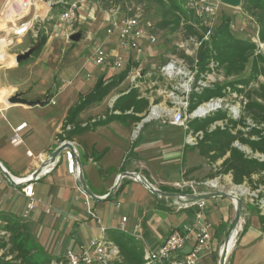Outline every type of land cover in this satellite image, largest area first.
I'll return each instance as SVG.
<instances>
[{"label":"crops","instance_id":"1","mask_svg":"<svg viewBox=\"0 0 264 264\" xmlns=\"http://www.w3.org/2000/svg\"><path fill=\"white\" fill-rule=\"evenodd\" d=\"M106 13L103 17L104 24L98 27L99 43L95 48L104 47L108 53L113 54L118 52L115 43L110 41L115 32L110 35L106 33L110 22ZM79 17V22L67 25L68 27L64 26L65 29H74L77 25H83L86 20L96 22V9L88 14L86 9L81 10ZM0 22H3V19ZM3 23L5 24V20ZM3 23H0V26ZM58 27L59 25L55 26V29ZM5 28L6 24L5 27L0 28V34L6 35ZM95 48L90 51L89 61ZM7 52L8 56H12ZM13 56L15 58L16 54ZM8 60L3 56L0 58V63L11 62ZM105 74L108 76L106 77ZM120 76L122 74H113L108 69H101L97 77L92 73L88 74V78H95V84L101 77L109 83ZM146 76L139 74V77L137 75L129 77L128 75L102 102L95 103L81 112L77 116V125H72L74 129L71 131L73 135L70 141L74 143V149L81 159L88 188L95 196L102 198L110 193L120 174L136 173L163 192L190 195L217 192L218 190L203 186L202 183L208 180V177H205L213 168L216 173L220 171L223 161L229 154L223 159L213 161L214 152L208 154L206 147L187 145V136L196 133L194 131L196 125L203 124L197 120L205 119L191 120L187 125L188 130L173 125L172 109L176 106L171 102L173 106L166 105L167 92H163L166 95L163 96V101L159 100V95L148 94L144 88ZM128 81L133 87L118 92ZM92 90L91 88L86 94L80 95L78 100L80 101ZM131 90L137 91L138 100L149 101L148 108L136 113L132 110L112 111L115 102L120 97L128 95ZM1 91L4 93L0 95V163L13 179H26L32 176L58 148L59 130L66 126L69 110L75 108L79 101L72 106L59 108L56 100L60 92L19 91L14 85H0ZM15 94H20L28 101L40 100L46 103L34 107L9 105L7 100ZM154 105L157 106L159 118L147 119ZM107 109H109L108 113ZM89 117L92 118L90 125L85 123ZM23 123L26 124L21 132L23 144L15 147L10 143L12 130ZM138 123L142 124V128L135 138L133 133ZM83 156L86 163L83 162ZM218 178L221 183L225 178L229 185L236 186L232 182V174H219L209 179ZM183 181L194 183V186H182ZM34 189L40 202L36 204L35 211L28 219L35 223L47 221L53 224L57 232L54 235L58 238L52 251L53 261L57 259L64 261L67 251L78 252L86 247V244L91 245L96 239L113 241L123 218H127L124 225L129 234L126 235L136 240V234L140 233L148 247L156 251L173 230L194 222L197 210L196 207H188L183 199L158 197L130 177L121 180L111 199L96 202L81 193L77 179L67 173L65 154H62L56 164L49 166L38 176L34 182ZM206 202L205 219L213 225V239L211 250L204 260L208 258V264H212V249L226 231L233 200L212 198ZM26 206L27 199L22 194L21 187L10 184L0 170V215L8 214L21 219ZM88 208L95 213L96 218L89 215ZM28 227L35 244L39 245L35 241L31 227L29 225ZM102 228L106 229L105 233H102ZM190 248L191 245L188 246V249ZM230 256L229 264H264L263 226L252 225L250 228L246 223Z\"/></svg>","mask_w":264,"mask_h":264},{"label":"rangeland","instance_id":"2","mask_svg":"<svg viewBox=\"0 0 264 264\" xmlns=\"http://www.w3.org/2000/svg\"><path fill=\"white\" fill-rule=\"evenodd\" d=\"M5 1L6 0H0V12ZM176 1L181 5L183 10L186 11L188 9L185 0ZM81 7L82 11L86 9V14L91 13L93 9H96V22L86 20L83 25H77L74 29L67 30L64 27L67 25L58 20V15L65 9L63 6H56L52 9L49 15H42V17L34 22L35 25L29 34L20 38L14 37L15 43L7 52L12 56H4L5 59H9L8 61L11 62L5 61L0 63V85H14L19 91L26 90L33 93L46 90L54 93L60 92L57 96L56 102L59 108H65L68 105L72 106L78 103L80 95L86 94L91 88L93 89L95 78H88V74L92 73L97 77L101 69H108L109 72L113 74H123L130 68L129 77L135 75L139 77V74H142L143 76L147 75L144 78V88L146 89V92L148 94L151 93L154 96L159 95V100L163 101V96H166L163 92L169 94L173 90V87L181 88L180 85L186 82L183 73H189L191 71L194 75L190 81V89L192 90L191 95L193 93L201 94L205 89H208L203 83L200 84L202 81H205L211 88L227 85L225 90L226 94L223 97H215V100H222L221 105L227 110H219L216 114L224 113L226 114L227 119L212 123L207 128L208 133L214 132L217 129H228L234 135L241 131L244 133V139L258 141L261 137H264V122L260 121V123L258 121L260 120L259 115L261 112L256 111L259 116L257 120L253 118V114H250L248 108V105L251 102H256L258 105L264 107V43H261L259 40L258 26L255 20L245 14L242 8L235 9L220 5L218 15L214 22L215 26L211 33L220 24L221 17L223 15H228L232 19L230 24V30L232 33L238 38L256 43L257 48L252 54L254 57L260 56L257 63L261 71L260 74L257 75L255 79H252L248 85H232L229 83H235L240 79H250V77H252L251 70L254 61L253 57H251L247 63L246 69L236 76L227 77L225 70L216 65L215 62H211L208 69L204 72L200 71L199 62H196L198 61V59H196L198 48L196 47V44L187 43V39L192 37V39L198 43V41L202 40L200 37L205 36L207 33H204L200 24L195 22L191 23L189 21H183L177 30H173L172 27H163L162 23L165 20L166 10L165 7L158 3V0H92V2L86 1L82 3ZM110 9L116 11L115 16L118 19L134 16L140 17L143 26L146 27V29H148V31H150V33L156 38L154 44L144 41L141 46L142 53L138 56L137 60H134L136 58L133 57L136 53H131L133 56L131 55L129 64H124L122 68L117 70H113L110 67H99L101 68L99 69L98 66H95L88 60L91 49L95 48L99 43V34L97 35L99 32L98 27H100L101 24H104L103 17L105 16V12H108ZM33 18L34 11H30L27 15L23 18L17 19L14 23L20 25L31 21ZM1 19L2 17L0 15V20ZM167 20H172V18L168 16L165 21ZM3 22L0 23L2 24ZM58 25L59 27L55 29V26ZM186 25L192 27L194 31L192 34L188 33ZM8 27H13L11 21L7 23V28ZM0 28L2 29V26H0ZM77 32H81L83 37L79 43H73L69 40V36ZM3 36V34H0V38ZM117 38L118 32H115L110 41L115 43L118 52L126 58V53L121 52L122 50L118 45ZM38 46H40V49L37 52H34L28 60L16 66L17 63L13 56L14 54L21 55L29 49L37 50ZM103 49L106 50L104 47ZM171 63H174L177 67L176 71H179L178 68L181 69V75L172 78L165 75L163 68ZM105 76L107 77L108 74H105ZM207 76H210V78L206 81ZM137 79L138 78H136L135 81H137ZM105 83H107V81H105ZM149 84L151 85L149 86ZM132 87L133 86L128 81L120 90H118V92L127 91ZM3 93L4 91H1L0 95L2 96ZM176 94L179 96L178 100H182V94L180 95V93L177 92ZM32 95L37 96L36 94ZM172 101L173 100L167 97L165 100L166 105L170 107L173 106L171 104ZM189 103L190 99L188 100V104ZM96 104H99V102ZM112 104L113 103H111V105ZM200 105H202V103ZM188 108L189 105L187 108L183 109L185 125H188L191 121V119L188 118L190 115ZM108 111L109 109H107V113ZM232 114L236 117H232ZM263 114L264 113L262 112V115ZM207 118H205V120ZM91 120L92 118L89 117L86 119L87 122L85 123L90 125ZM205 120L197 121L204 122ZM253 129L259 130L261 137L248 134L250 130ZM181 130L183 132V129ZM205 133L206 132L203 131V138L205 137ZM202 140L199 141L198 145ZM197 146L195 145V147ZM234 147L244 152L249 158L264 162V154L259 153L258 151H253L248 145H243L237 141L234 143ZM83 162L86 163L84 156ZM213 173L216 174L214 168L205 178L208 177V180H215L209 179L215 175ZM223 179L222 183L219 181V178L217 179V181L221 183V189L223 192L237 194L243 200L244 211L241 231L237 236L238 240L246 223H248L250 228L252 225H260L262 227L260 217H264V173L254 174L250 180L245 181L239 186L229 185L225 178ZM234 218L235 203L233 201L226 231L218 240V244L216 243V245L213 246L211 254L212 264H218L220 250L232 227ZM21 219L31 227L35 241L40 245H38L39 248H36L38 258L54 259L52 251L58 242V238L57 235H54V233L57 232L55 228H53V224L48 223L47 221H44L43 223H35L24 217ZM4 226V222L0 221V237L4 236ZM86 247H90V244H86ZM2 253L3 251L0 250V256ZM205 257L206 254L202 256L201 264H208V258L204 260ZM230 259L231 256L229 255L226 264H229Z\"/></svg>","mask_w":264,"mask_h":264},{"label":"built area","instance_id":"3","mask_svg":"<svg viewBox=\"0 0 264 264\" xmlns=\"http://www.w3.org/2000/svg\"><path fill=\"white\" fill-rule=\"evenodd\" d=\"M86 1L92 2V0H6L3 3L0 12L2 19L5 20L6 24V28L4 29L6 35L0 38V58L7 55V50L14 44V37L20 38L29 34L35 25L34 22L42 17V15H48L51 13L52 9L56 6H63L65 9L58 15L59 22L65 23L69 26L79 22V13L82 8L81 4ZM185 2L188 9L194 14V18L198 21V24H200L201 27L208 29L206 32L207 34L203 36V39L198 41V43L195 42L192 37L187 39V43L196 44V47L199 49L203 42L209 41L212 34L211 31L215 26L214 22L218 15L220 5L223 4L221 0H185ZM30 11H34V18L31 21L15 25L14 21L18 18H23ZM115 12L114 9H110L106 13L110 19L106 33L110 35L114 32H118V45L122 50L121 52L126 53V58H124L120 52L110 54L101 47H96L90 57V61L94 65L98 67H110L113 70L122 68L124 64H129L132 55L131 53H136L134 54L135 56H132L136 58H133L134 60H137L138 56L142 53L141 46L144 41H148L150 44L156 42L154 35H152L141 23L140 17L134 16L118 19L115 16ZM9 21L13 24V27L11 28H7V23ZM176 68L177 67L174 63H171L163 68V72L169 78L181 75V69L178 68L179 71H176ZM183 74L185 75L184 80H186V82L180 85L181 88L173 87V90L167 95L173 100L172 104L176 106L172 109L173 116L171 123L173 125L185 127L188 130L189 127L184 124L185 117L183 116V109L187 108L189 105L188 100L190 99L192 92L190 89V81L194 75L191 71ZM209 78L210 76H207L206 81L209 80ZM202 83L206 85L207 88H211L205 81H202L200 84ZM176 92L180 93V95L182 94V100H178L179 96ZM221 103V99L215 100V98H212L209 101L202 103V105H199L192 112H189L190 115L188 118L191 120L205 119L218 113L219 110L225 111L226 109L222 107ZM52 104L55 105V102L52 101ZM153 117L159 118V112L156 105L152 106L150 109L147 119H153ZM232 117L236 116L232 114ZM25 127L26 124L23 123L12 130V135L10 137L11 145L16 147L23 144L21 132ZM141 128L142 124L138 123L133 133L135 138L138 136ZM73 129L74 127L72 125H66L61 128L57 136V143L58 147L66 144L71 146L72 150L66 149L63 152L66 157L67 173L78 179L80 169L76 161V155H79L74 149V143L67 138V133L71 132ZM202 139V131L190 133L186 138V144L197 146ZM29 155L32 156L31 153H29ZM40 174L34 179L33 175L26 179H20V181H24L23 183H20V187L22 194L27 199L26 210L23 214L25 219L29 218L31 213L35 211L36 204L40 202L36 197L34 189V182L38 179ZM29 180L31 181L28 182ZM202 185L212 187L216 191H222L221 183L217 180H206ZM182 186L193 187L194 183L183 181ZM188 207L197 208L194 222L185 224L182 227L173 230L158 250H152L148 247L143 236L140 233L136 234V240L143 246L145 264H201L202 256L210 252L212 247L213 225L205 219V210L207 208L206 201H200L196 204L188 205ZM88 213L92 218H96L95 213L90 208H88ZM126 222L127 218H123L122 225L118 228V231L129 234L124 225ZM105 232L106 229L102 228V233ZM189 245H191L190 249H188ZM119 259V248L113 243V241L103 238L92 241L90 247H83L78 252L67 251L64 261H53L50 264H113Z\"/></svg>","mask_w":264,"mask_h":264},{"label":"trees","instance_id":"4","mask_svg":"<svg viewBox=\"0 0 264 264\" xmlns=\"http://www.w3.org/2000/svg\"><path fill=\"white\" fill-rule=\"evenodd\" d=\"M158 3L165 7V20L170 16L172 20L163 21L162 26L177 30L183 21L195 22L194 14L187 9H182L181 5L176 0H158ZM243 12L249 17L253 18L258 26V35L261 43H264V0H244L241 6ZM231 17L223 15L220 24L214 29L209 41L203 42L199 47L197 59L200 66V71L204 72L208 69L211 62L225 70L226 76H236L246 69V65L250 58L253 57V66L251 70L250 79H240L232 85H248L252 79H255L260 74V68L257 60L260 58L254 57L253 52L257 45L250 40H245L236 37L230 30ZM188 33L192 34L194 31L190 25H186ZM207 32V28L201 27ZM198 33V32H197ZM196 33V34H197ZM203 39V36L200 37ZM40 46L37 47V52ZM264 61V59H263ZM130 69V68H129ZM129 69L120 76V78L112 82L105 83L101 77L95 84L93 90L82 97L75 108L69 110L66 125H77V116L89 108L91 105L103 101L114 88L120 85L129 75ZM209 71V70H208ZM226 86H217L214 88L205 89L201 94L193 93L190 97L189 112L195 110L198 105L209 101L215 97H223L226 93ZM149 106V101L145 99H137V91L131 90L128 95L120 97L114 104L113 111L120 110L133 112H143ZM250 114L253 118L264 122V107L258 105L256 102H251L248 105ZM256 111L261 112L258 116ZM227 119L226 114L219 113L207 118L203 124L196 125L195 132L205 131V137L198 145L206 147L208 154L214 152L212 156L213 161L223 159L227 154L221 165V169L214 176L219 174H232V182L234 185H242L245 181L250 180L254 174L264 173V162L249 158L244 152L234 147V143L239 141L243 145H248L253 151H258L264 154V137L260 136V131L257 129L250 130L248 134L256 135L261 138L258 141L251 139H244L241 131L237 134H232L228 129H217L214 132L208 133L207 128L220 120ZM261 123V122H260ZM236 126V125H234ZM73 132L67 133L68 140H71ZM0 220L5 224L3 231L5 235L0 237V250L3 251L0 256V264H50L53 259L38 258L35 244L30 228L22 219L11 217L8 214L0 215ZM261 224L264 229V217H260ZM113 243L119 248L120 259L113 264H145L144 250L142 246L133 237L126 235L120 231L113 237ZM57 259L56 262H61Z\"/></svg>","mask_w":264,"mask_h":264},{"label":"water","instance_id":"5","mask_svg":"<svg viewBox=\"0 0 264 264\" xmlns=\"http://www.w3.org/2000/svg\"><path fill=\"white\" fill-rule=\"evenodd\" d=\"M244 0H221L222 4L230 7V8H241L242 3ZM82 39V33L81 32H77L74 33L70 36V41H72L73 43H79ZM36 49H29L27 52L21 54V55H16L15 57V61L18 64L28 60L32 54L35 52ZM7 103L9 105H24L27 107H34V106H42L44 105L46 102H42L40 100H36V101H28L26 99H23L21 97L20 94H15L14 96L10 97L7 100ZM66 149H71V146L69 144L63 145L61 147H58L57 149H55L49 156L47 161H45L40 168L33 174V179L40 174L45 168H47L48 166H51L53 164H56L58 159L62 156L63 152ZM76 161L79 165V177L77 179V183L79 185L80 191L88 198L96 201V202H104L107 201L109 199H111L114 196V193L117 191L121 180L125 177H130L132 179H134L135 181L141 183L145 188H147L151 193H153L154 195L158 196V197H175V198H179V199H183L187 205H193L196 204L200 201H207L209 199L212 198H229L232 199L235 202V218H234V222L232 224V227L228 233V235L225 238V242L223 244V249L220 253V259H219V264H226L227 263V259H228V245H229V241H230V234L231 231L233 229H235L239 223L241 222L242 216H243V211H244V205H243V200L242 198L234 193H224L221 191H217V192H212L210 194H204V195H196V194H179V193H168V192H163L161 190H158L156 188H154L143 176L136 174V173H122L119 175L113 189L110 191V193L105 196V197H97L95 196L91 190L88 188L84 174H83V167H82V162L79 156L76 155ZM0 170L3 173V175L5 176V178L9 181L10 184H12L13 186H18L20 187L21 184L20 183H16L13 178L10 176V174L5 170V168L2 166V164L0 163ZM31 179V180H33ZM31 180H29L28 182H30Z\"/></svg>","mask_w":264,"mask_h":264},{"label":"bare ground","instance_id":"6","mask_svg":"<svg viewBox=\"0 0 264 264\" xmlns=\"http://www.w3.org/2000/svg\"><path fill=\"white\" fill-rule=\"evenodd\" d=\"M19 19V18H18ZM4 21V20H3ZM15 22V21H14ZM15 25H17V24H15ZM2 26H4L5 27V24L3 23V25ZM16 183H23L24 181H20V180H18V179H13ZM235 203V202H234ZM240 230H241V222L239 223V225L235 228V229H233L232 231H231V234H230V241H229V245H228V253H227V255L229 256L230 254H231V252L233 251V249H234V247H235V243H236V240H237V236H238V234H239V232H240ZM222 249H223V246H222V248H221V251H222Z\"/></svg>","mask_w":264,"mask_h":264}]
</instances>
